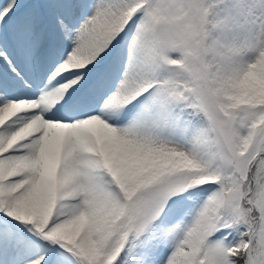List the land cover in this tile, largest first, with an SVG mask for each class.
Here are the masks:
<instances>
[{
  "label": "snow or ice",
  "instance_id": "1",
  "mask_svg": "<svg viewBox=\"0 0 264 264\" xmlns=\"http://www.w3.org/2000/svg\"><path fill=\"white\" fill-rule=\"evenodd\" d=\"M0 264H264V0H0Z\"/></svg>",
  "mask_w": 264,
  "mask_h": 264
}]
</instances>
